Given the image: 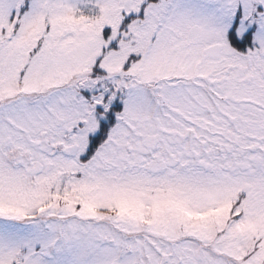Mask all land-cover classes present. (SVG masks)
Returning a JSON list of instances; mask_svg holds the SVG:
<instances>
[{
  "label": "snow or ice",
  "instance_id": "6c2138e0",
  "mask_svg": "<svg viewBox=\"0 0 264 264\" xmlns=\"http://www.w3.org/2000/svg\"><path fill=\"white\" fill-rule=\"evenodd\" d=\"M0 264H264V0H0Z\"/></svg>",
  "mask_w": 264,
  "mask_h": 264
}]
</instances>
